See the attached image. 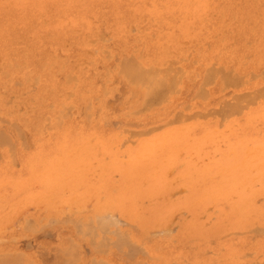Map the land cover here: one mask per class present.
Returning a JSON list of instances; mask_svg holds the SVG:
<instances>
[{
	"label": "rangeland",
	"instance_id": "374dc122",
	"mask_svg": "<svg viewBox=\"0 0 264 264\" xmlns=\"http://www.w3.org/2000/svg\"><path fill=\"white\" fill-rule=\"evenodd\" d=\"M263 75L264 0H0V264H264Z\"/></svg>",
	"mask_w": 264,
	"mask_h": 264
},
{
	"label": "bare ground",
	"instance_id": "6f19581e",
	"mask_svg": "<svg viewBox=\"0 0 264 264\" xmlns=\"http://www.w3.org/2000/svg\"><path fill=\"white\" fill-rule=\"evenodd\" d=\"M131 29H132V28H131ZM132 30H133V29H132ZM134 32H135V31H134ZM131 33H132V31H131ZM138 33H139V32H138ZM109 35H110V34H109ZM101 36H102V35H101ZM103 36H104V35H103ZM105 36H106V35H105ZM107 36H108V35H107ZM98 37H100V36H98ZM103 39L105 40V37H101V39L99 38L100 41L103 40ZM104 40H103V42H104ZM109 40H110V39H109ZM92 42L94 43L95 41H92ZM88 43H89V42H88ZM90 43H91V42H90ZM185 44H187V43H185ZM248 46H249V45H248ZM208 49H209V48H208ZM108 53H109V52H108ZM108 53H107V56H108ZM88 54L91 55V53H89V52H88ZM93 54H96V53L94 52ZM93 54H92V55H93ZM140 56H141V55H140ZM189 56H190V55H189ZM108 57H109V56H108ZM139 58H140V57H139ZM188 59H189V57H188ZM125 60H126V59H125ZM128 60H130V61H128ZM128 60L123 61V62H122V61L120 62V63H124V64H122V66L124 65V66H123V67L125 68L124 70L127 71L126 73H128L127 76H124V77H127L126 79H128V78H130V76H131V78H132L131 80H134V79H135L134 81L137 80V82H138V81H142V84H145V83H149V84H150V83H151L150 77H149L148 75L144 74L146 71L144 70L145 72L143 71V73H142L141 70L139 71L138 69L133 68L134 65L131 66V67H128V64H127V63H129V65H130V63L133 62L134 59L129 58ZM181 61H182V60H180V62H181ZM125 62H126V63H125ZM176 62H177V64H178V61H177V60H176ZM180 62H179V63H180ZM185 62H186V61H185ZM170 63H171V64H175V62H174V63L170 62ZM170 63H169V66H170V67H168V69H169L170 71H171V70L173 71L174 69L171 68ZM88 65H89V64H88ZM120 65H121V64H120ZM138 65H139V64H138ZM175 65H176V64H175ZM125 66L128 67V68H126ZM212 66L214 67V65H212ZM123 67L120 66L121 72H120V70H119V72H120V74L123 73V74L125 75L126 73H125V71L123 70ZM213 67H211V68H213ZM75 68H76V67H75ZM211 68H210V69H211ZM114 69H115V68H114ZM126 69H128V70H126ZM141 69H142V68H141ZM176 69H177V68H175L174 72L176 71L175 73H176V74H179L178 72H179L181 69H179L178 71H177ZM210 69H209V71H211V73L209 74V76L212 75L213 78H211V77H212V76H211V77L209 78V79H211V80H210L211 82H208L209 84H205V83H204V85H210V84L213 82L212 79H214V77H215V76L213 75V73H214L215 70L212 71V70H210ZM213 69H214V68H213ZM166 70H167V68H166ZM219 70H221V69H217V71H219ZM149 71H150V70H149ZM206 71H207V70H206ZM206 71H205V72H206ZM217 71H216V72H217ZM222 71H223V70H221V73H222ZM230 71L232 72V70H230ZM106 72H107V71H106ZM119 72H118V75H119ZM163 72H164V71H163ZM180 72H181V71H180ZM212 72H213V73H212ZM216 72H215V73H216ZM219 72H220V71H219ZM223 72H224V71H223ZM146 73H147V72H146ZM175 73H174V75H176ZM182 73H183V72H182ZM182 73H181V75H183ZM215 73H214V74H215ZM149 74H150V73H149ZM207 74H208V71H207ZM207 74H206V75H207ZM217 74H218V72L216 73V75H217ZM230 74H231V73H230ZM105 75H106V74H105ZM107 75H108V74H107ZM160 75H161V74H160ZM174 75H173V77H175ZM222 75H223V76H222V80H223V78H224V74H222ZM226 76H228V78H229V77L231 78V75H229V74H228V75L226 74L225 77H226ZM263 76H264V75H263ZM124 77H123V78H124ZM158 77H159V75H158ZM207 77H208V76H207ZM254 77H255V76H254ZM254 77H253V78H254ZM68 78H69V75H68ZM74 78H75V77H74ZM74 78L72 79V78L70 77L69 80H70V79H72V80H76V79H74ZM178 78H179V77H178ZM205 78H206V77H205ZM205 78H204V80L208 81V79H205ZM230 78H229V79H230ZM244 78H245V77H244ZM251 78H252V77H251ZM253 78H252V79H253ZM255 78H257V77H255ZM255 78H254V79H255ZM124 79H125V78H124ZM179 79H181V77H180ZM215 79H216V78H215ZM262 79H264V78H262ZM36 80H37V79H36ZM36 80L34 81V84H32V85H36V82H38V81H36ZM128 80H129V79H128ZM171 80H172V78L170 77L169 81H171ZM220 80H221V78H220ZM134 81H133L132 83H134ZM159 81H161L160 78H159ZM179 81H180V80H179ZM179 81H177V82L179 83ZM206 81H205V82H206ZM240 81H242V80H240ZM240 81H238V85H240V84H239ZM67 82L69 83V81H67ZM129 82H130V81H129ZM144 82H145V83H144ZM177 82H176V83H177ZM126 83H127V82H126ZM135 83H136V82H135ZM139 83H141V82H139ZM156 83H157V82H156ZM170 83H171V82H170ZM170 83H169V84H170ZM178 83H177V84H178ZM202 83H203V81H202ZM213 83H214V82H213ZM213 83H212V84H213ZM219 83H221V81H220ZM230 83H231V82H230ZM243 83H244V82H243ZM177 84H176V85H177ZM231 84H232V83H231ZM231 84L226 85V86H227L226 89H228V86H231ZM32 85H31L30 87H32ZM130 85H131V84H130ZM132 85H133V84H132ZM134 85H135V84H134ZM157 85H158V84H157ZM170 85H171V84H170ZM204 85H201V86H202V89L204 90V91H203V95L205 96V97L202 96V97H204V99H202V97H201L202 100H206V98L208 97V96L206 95L207 92H206V90H205L204 87H203ZM224 85H225V84H224ZM150 86H151V85H150ZM152 86H153V85H152ZM201 86H200V87H201ZM233 86H234V85H233ZM233 86H231V87L233 88ZM135 87H136V86H135ZM154 87L156 88L157 86H154ZM170 87H171V86H170ZM172 87H173V86H172ZM172 87H171V88H172ZM33 88H34V87H33ZM33 88H32V91H34ZM167 88L169 89V85H168ZM171 88H170V89H171ZM168 89H167V90H168ZM170 89H169L168 91H167L166 89H165V91L162 90L163 92L160 91V93H161V92H162V93L166 92V96H167V93L170 92ZM197 89H198V88H197ZM202 89L200 88L201 91H202ZM220 89H222V88H220ZM262 89H264V88H262ZM262 89H260L259 91H261ZM197 91H199V90H197ZM197 91H195V92L197 93ZM259 91H256V94H257V95H258L257 92H259ZM30 92H31V91H30ZM204 92H206V94H205ZM263 92H264V91H262V92H260V93H263ZM162 93H161V94H162ZM201 93H202V92H201ZM68 94H70V93H67V95H68ZM148 94H149V93H148ZM161 94H160V96H161ZM254 94H255V93H254ZM72 95H73V94H71V96H68V97H72ZM158 95H159V94H158ZM195 95H196V94H195ZM200 95H202V94H200ZM243 95H245V94H243ZM250 95H251V94H247V96H250ZM257 95H256V97H255V96H253V94H252V96H253L254 98H256V100L258 99V98H257L258 96H259V98H261V96H262V94H260V95H258V96H257ZM160 96H159V99H162V97H164L165 94H164L161 98H160ZM247 96H246L247 101L250 100V102H251L253 99H250V98L248 99ZM263 96H264V94H263ZM263 96H262V98H264ZM198 97H199V95H198ZM234 97H236V98H234L235 100H239V98L237 99V96H234ZM239 97H241L240 100L242 101V99H243L244 96L241 95V96H239ZM196 98H197V97H196ZM262 98H261V99H262ZM68 99H69V98H68ZM68 99H67V100H68ZM144 99H146V98L144 97ZM144 99H143V100H144ZM153 99H154V98H152V101L155 100V99H154V100H153ZM146 100H147V99H146ZM156 100L159 101V100H158V97H156ZM191 100H192V99H191ZM235 100H234V101H235ZM256 100L254 99L253 101H256ZM144 101H145V100H144ZM241 101H240V102H241ZM243 101H246V100H243ZM243 101H242V102H243ZM247 101H246V102H247ZM253 101H252V102H253ZM229 102H230V101H229ZM229 102L225 103V104H226V107H227V104H228ZM242 102H241V103H242ZM246 102H245V104L250 103V102H247V103H246ZM7 103H9V101H8ZM10 103H11V102H10ZM219 103H220V102H219ZM235 103H236L237 105L240 104L239 102L237 103V101H235ZM235 103H233V101H232V105L235 104ZM142 104H143V103H142ZM147 104H150V102L147 103ZM158 104H159V103H158ZM223 104H224V103H223ZM225 104H224V105H225ZM145 105H146V104H145ZM151 105H152V104H151ZM237 105H235V108H237ZM249 105H250V104H249ZM251 105H252V103H251ZM6 106H7V105H6ZM88 106H89V105H88ZM229 106H231L230 103H229ZM229 106H228V107H229ZM238 106H239V105H238ZM149 107H150V106H149ZM226 107H225V108H226ZM243 107H245V106H243ZM243 107H242V106H241V107L239 106L238 109H240V108L244 109ZM246 107L248 108V105H246ZM246 107H245V110L247 109ZM69 108H71V107H69ZM222 108H224V107H222ZM225 108H224V110H225ZM229 108H230V107H229ZM229 108H226V109L228 110ZM233 108H234V107H233ZM235 108H234V109H235ZM72 109H73V108H72ZM72 109H68V110H69V113H70V110H72ZM86 109H89V107H87ZM185 109H186V108H185ZM187 109H189V108L187 107ZM220 109H221V107L219 108V110H220ZM66 110H67V109H66ZM83 110H84V108H83ZM219 110H218V111H219ZM224 110H222V111L220 110L219 112L217 111L216 116H219V117L222 116V115H219V113L221 114V112H223ZM227 110H226L225 112H223V113L226 114L225 117H227V114H229V113H227V112H230V113H231L230 110H228V111H227ZM232 110H233V109H232ZM235 110H236V109H235ZM240 111H242V110L240 109ZM240 111L238 110V112H240ZM210 112H211V110L207 113V116L210 115ZM213 112H214V111H213ZM213 112H212V113H213ZM232 112H233V111H232ZM19 113H20V112H19ZM84 113H85V112H84ZM212 113H211V114H212ZM214 113H216V112H214ZM223 113H222V114H223ZM234 113H235V111H234ZM61 114H62V113H61ZM232 114H233V113H232ZM232 114H230V115H232ZM240 114H241V113H240ZM70 115H71V114H70ZM175 115H176V114H175ZM175 115L173 116V118L176 117V118H180V119H181V117L184 116V115L177 114V116H178V115L180 116V117H179V116L177 117V116H175ZM193 115H194V114H193ZM195 115H197V114H195ZM198 115H199L198 118H201V117L204 118V116H205V115L202 116L201 114H198ZM214 115H215V114H214ZM214 115L212 114V115H210V116H213V117H214ZM223 115H224V114H223ZM85 116H86V115H85ZM200 116H201V117H200ZM89 117H90V116H89ZM191 117H192V116H191ZM193 117H196V116H193ZM193 117H192V118H193ZM230 117H231V116H230ZM176 118H175V119H176ZM184 118H185V117H184ZM205 118H206V117H205ZM205 118H204V119H205ZM214 118H215V117H214ZM227 118H228V117H227ZM227 118H226V119H227ZM86 119H88V118L86 117ZM180 119H176L175 124H176V123H179V121H181ZM187 119H189V117H188V118H185L184 120L187 121ZM212 119H213V118H212ZM223 119H224V118H221L222 121H223ZM172 120H173V119H172ZM177 120H178V121H177ZM174 121H175V120H174ZM222 121H221V122H222ZM221 122L219 123L220 125H222ZM173 123H174V122H173ZM165 124H166V123H165ZM168 125H170V123H168ZM11 126H12V125H11ZM219 127H220V126H219ZM16 128H17V126H16ZM157 129H159V128H157ZM157 129H156V130H157ZM18 131H20V130H18ZM152 131H155V129H152L151 131L149 130L148 132H152ZM123 133H124V131H123ZM125 133H126V132H125ZM140 133H141V132H139V134H140ZM127 134H128V133H127ZM131 134H133V133L131 132L130 135H131ZM137 134H138V133H137ZM139 134H138V135H139ZM142 134L145 135V133H141L140 135H142ZM146 134H147V133H146ZM2 135H3V134H2ZM2 135H1V136H2ZM134 135H136V134L134 133V134L132 135V137H133ZM138 135H136V136L139 137L140 135H139V136H138ZM136 136H134V137H136ZM18 137H19V136H18ZM20 137H21V135H20ZM2 138H3V136H2ZM2 138H0V139H1L0 141H1L2 143H3V141H4V143L7 145V143H6L7 140H6L5 136H4V139H5V140L3 139V141H2ZM130 138H131V137H130ZM21 140H22V139H21ZM5 141H6V142H5ZM23 141H24V140H23ZM23 141H22V142H23ZM206 141H207V140H206ZM1 142H0V144H1ZM8 143H10V142L8 141ZM23 143H24V142H23ZM23 143H22L21 146H23V145L25 144V143H24V144H23ZM123 143H124V141H123ZM130 143H131V142H130ZM133 144H134V143H133ZM133 144H132V145H133ZM0 146H1V145H0ZM2 146H4V145H2ZM2 146H1V147H2ZM7 146L10 147V145H7ZM122 146H123V144L121 145V147H122ZM11 147H12V146H11ZM13 147H14V146H13ZM23 147H24V146H23ZM78 150H79V149H78ZM9 152H10V151H9ZM253 153H254V152H253ZM253 153L251 152L250 154H253ZM10 155L13 156L12 153H11ZM258 155H259V154H258ZM137 159H138V158H137ZM12 162H14L13 159H12ZM124 162H125V161H124ZM251 163H252V162H251ZM13 165H14V164H13ZM249 167H250V166H249ZM253 169H254V168H253ZM253 171H254V170H253ZM171 172H172V171H171ZM171 172H170V173H171ZM170 173H169V175H170ZM262 175H263V174H262ZM115 177H116V176H115ZM174 195H175V193H174ZM174 195H173V196H174ZM260 195H261V193H260ZM263 196H264V193H263ZM91 198H92V197H91ZM100 199H101V198H100ZM92 202H93V201H92ZM87 208H89V207H87ZM57 209H59V208H57ZM72 210H75V209H72ZM86 210H87V209H86ZM62 212H64V211H62ZM82 212H83V211H82ZM73 213H75V212H73ZM183 214H184V213H183ZM21 215H23V214H21ZM65 215H66V214H65ZM110 215H111V214H110ZM115 216H116V215H115ZM106 217H107V216H106ZM106 217H103V218L106 219ZM111 217H112V216H111ZM18 218H19V217H18ZM66 218H67V215H66ZM66 218H65V219H66ZM95 218H96V222H100V224H103L104 221H105V220H102V219H100V218L97 219L96 216H95ZM107 218H108V217H107ZM109 218H110V217H109ZM67 219H68V218H67ZM67 219H66V220H67ZM116 219H117V218H116ZM19 220H20V219H19ZM71 220H72V219H71ZM90 220H91V218H90ZM100 220H102V222H101ZM52 221H53V220H52ZM52 221H50V222L52 223ZM57 221H58V220H57ZM67 221H68V220H67ZM67 221H66V222H67ZM78 221L80 222L81 220H78ZM107 221H108L110 224H107L108 222L104 223L103 225H106L105 228H106L107 226H110L111 223L114 222L115 225H112V226H114L115 231L118 230V231H119L118 233H120V230L117 228V224H118V225L120 224V221H119V220H117V221H119V223L115 222L114 220H113V221L111 220V222H110V220L107 219ZM27 222H30V221H26V223H27ZM54 222H56V221H53V223H54ZM62 222H63V221H62ZM68 222H70V220H69ZM72 222H74V221H72ZM89 222H91V221H89ZM96 222H95V223H96ZM26 223H25V224H26ZM74 223L77 224L78 222H74ZM80 223H81V222H80ZM80 223H78V224L80 225ZM91 223H92V222H91ZM30 224H31V223H29V226H30ZM32 224H33V223H32ZM60 224H61V223H60ZM60 224H59V225H60ZM78 224H77V225H78ZM89 224H90V223H89ZM89 224H86V227H89ZM48 225H49V226L51 225V227H52L53 224H48ZM57 225H58V224H57ZM59 225H58V226H59ZM77 225H76V226H77ZM79 225H78V226H79ZM82 225H83V224H82ZM91 225H92V224H91ZM98 225H99V224H98ZM103 225H100V227L103 228V227H104ZM121 225L123 226V224H121ZM126 225H128V224L126 223ZM25 226H27V224H26ZM31 226H32V225H31ZM32 227H33V226H32ZM91 227L93 228V226H91ZM97 227H98L99 229H101L99 226H97ZM130 227H132V226H130ZM11 228H13V227H11ZM23 228H24V227H23ZM27 228H28V227H27ZM34 228H35V227H34ZM79 228H81V226H79ZM79 228H77V230H78ZM89 228H90V227H89ZM8 229H9V228H8ZM21 229H22V228H21ZM35 229H36V228H35ZM90 229H91V228H90ZM93 229H94V228H93ZM106 229H107V230H106ZM106 229H104L103 231H105V232L107 231V233L109 234V232H108L109 227H107ZM174 229H175V228H174ZM22 230H23V231H24V230L26 231L25 228L22 229ZM80 230H81V229H79V231H80ZM86 230L88 231L89 229L86 228ZM86 230H85V231H86ZM256 230H257V229H256ZM79 231H78V233H79ZM82 231H83V229H82ZM82 231H81V233H84V232H85V231H84V232H82ZM115 231H113V235H114ZM253 231H254V230H253ZM257 231L260 232L261 230H257ZM33 232H35V231H33ZM89 232L91 233L90 230H89ZM100 232H101V231H100ZM167 232H168V231H167ZM169 232H170V234H171L172 231H169ZM169 232H168V234H169ZM249 232H252V230H251V231H248L247 233H249ZM261 232L263 233V231H261ZM81 233H80V234H81ZM111 233H112V232H111ZM122 233H123V232H122ZM152 233H153V232H152ZM152 233H150V234H152ZM156 233H157V232H156ZM159 233H160V232H159ZM257 233H258V232H257ZM87 234H89V233H87ZM157 234H158V233H157ZM237 234H238V233H237ZM84 235H86V234L84 233ZM158 235H159V234H158ZM161 235H162V234H161ZM239 235H241V234H239ZM77 236H78V235H77ZM87 236H89V235H87ZM91 236H94V234L91 235ZM125 236H126V238H124V240H125V239L127 240V235H124V237H125ZM85 237H86V236H85ZM89 237H90V236H89ZM95 237H96V235H95ZM95 237H94V238H95ZM102 237H103V235H102ZM154 237H155V236H154ZM118 238H119V237L116 238L117 241H120V239L118 240ZM120 238L122 239L123 236L120 237ZM90 239H91V237H90ZM103 239L105 240V238H103ZM103 239H101V241H102ZM13 240H14V239H13ZM104 240H103V241H104ZM114 240H115V239H114ZM126 240H125V241H126ZM129 240H130V239L128 238L127 242H128ZM86 241H87V239H86ZM4 242H5V241H4ZM97 242H98V241H97ZM122 242H123V241H122ZM130 242H131V241H130ZM130 242H129V243H130ZM92 243H93V242H92ZM98 243H99V242H98ZM106 243H107V239H106ZM115 243H117V244L120 243V245L124 244V242L121 243V242H116V241H115ZM103 244H104V243H103ZM113 244H114V243H113ZM133 244H134V243H133ZM133 244H132V243L127 244V245H128L127 247L129 248V247H130L129 245H131V247H132ZM92 245H94V244H92ZM120 245H119V246H120ZM105 246H107V248H108V244H107V245H104V247H105ZM100 247H103V246L101 245V246H99V248H100ZM113 247H114V246H113ZM120 247H121V246H120ZM125 247H126V246H125ZM134 247H135V245H134ZM136 247H137V246H136ZM138 247H139V249H138L139 251H140V250L144 251L143 249L140 248V246H138ZM128 248H126V249L129 251ZM117 249H118V248H117ZM130 251H131V249H130ZM121 252H122V251H121ZM130 253H131V252H130ZM132 253L134 254V252H132ZM132 253H131V254H132ZM144 254H146V253H144ZM127 255H130V254H127ZM138 255H139V254H138ZM130 256H131V255H130ZM130 256H128V257H130ZM132 256H133V255H132ZM250 256H251V255H250ZM29 262H30V261H29ZM94 264H95V263H94ZM262 264H263V263H262Z\"/></svg>",
	"mask_w": 264,
	"mask_h": 264
}]
</instances>
